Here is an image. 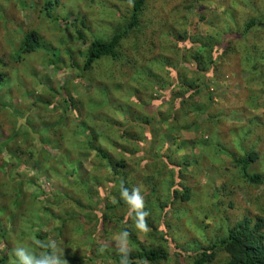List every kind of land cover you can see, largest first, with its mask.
Instances as JSON below:
<instances>
[{
    "label": "rangeland",
    "instance_id": "rangeland-1",
    "mask_svg": "<svg viewBox=\"0 0 264 264\" xmlns=\"http://www.w3.org/2000/svg\"><path fill=\"white\" fill-rule=\"evenodd\" d=\"M20 1L15 5V0H0V59L7 63L0 67V72L7 75L5 83L0 84V220L4 222L0 233L10 234L6 241L11 250L23 246L40 255L43 252L36 241H54L62 258L70 260L66 264H119L115 260L117 241L120 233L127 231L131 254L162 247L168 254L176 252L163 264H193L197 253L207 245L198 229L204 228L211 242L226 237L228 224L234 227L244 216L264 214L256 208L255 199L264 198L262 184L242 179L235 181L228 193L217 191L227 174L236 172L234 162L246 152L258 154L251 172H264V0H148L141 30L131 33L124 43L120 64L115 66L106 60L91 73L83 70L89 44L77 38L76 27L69 22L78 26L84 23L81 29L88 43L95 37L109 40L114 33L126 30L133 0H58L50 15L44 8L46 0ZM252 20L256 26L245 33ZM31 31L41 36V48L21 58L19 46ZM243 48L250 50V58ZM201 49L212 50V65L203 74L194 75L191 55ZM258 62V68L263 65L262 74L245 73L244 64L249 70ZM184 70L188 71L187 79L202 87L191 106L197 120L193 126H188L191 115L183 95L172 100L171 95L164 94L175 78L185 79L180 77ZM99 87L104 97L98 93ZM130 88L148 101L143 109L160 128L153 140V146L165 141L160 158L170 170L172 159H177L183 169L174 186L169 184L159 160L121 158V169L113 173L87 146L88 137L81 127L96 123L102 132L107 123H114L116 128V122L124 123L126 115L121 111L132 109L124 90ZM66 91L74 110L68 109ZM158 94L162 97L151 105ZM105 99L108 105L103 103ZM43 100L56 105V113L53 121H46L39 129L45 137L53 134L52 124L62 131L50 137L47 152L35 142L31 164L14 170L17 177L13 179L12 173L8 175L11 153L1 151V140L19 128L24 130L22 126L35 102L48 110L45 104L41 107ZM175 112L180 113L179 134L166 121ZM210 125L214 127L212 133L207 132ZM26 133L17 140L23 142ZM168 133L169 140H163ZM61 135L66 139L59 144ZM121 151H126L124 145L116 141L106 149L111 154ZM215 162L224 163L229 172H212ZM183 184L195 192L193 203L173 199V191L182 189ZM122 186L140 189L149 213L146 232L135 228L134 213L119 196ZM57 193L63 197L59 201L51 198ZM229 193L230 199L225 196ZM231 200L233 205L229 206ZM207 201L205 206L209 207L224 201V216L216 214L218 218L198 208L200 202ZM179 208L188 211L185 221L184 211L181 220L176 218ZM39 210L59 213V220L44 224ZM195 211L208 217L200 220L191 216ZM58 229H63L60 236L50 233ZM31 231L48 236L37 240L29 236ZM170 244L173 249L169 250ZM4 248L0 241V255ZM228 261L229 255L220 251L219 257L208 264ZM6 264L17 261L11 257Z\"/></svg>",
    "mask_w": 264,
    "mask_h": 264
},
{
    "label": "trees",
    "instance_id": "trees-1",
    "mask_svg": "<svg viewBox=\"0 0 264 264\" xmlns=\"http://www.w3.org/2000/svg\"><path fill=\"white\" fill-rule=\"evenodd\" d=\"M148 0H133L131 4V14L128 19V24L126 26V30L122 33H114L112 37L109 40H101L99 37H95V39H92L89 43L87 38L85 37V33L81 29L83 27L84 23L81 24V26H78L76 22H69L67 19L65 21L71 23L76 27V36L79 40H82L84 43L89 44V49L87 51V54L84 58V64H83V70L87 73H91L92 71L95 72L98 69V65L100 62L109 60L111 64L117 66L121 62V56L120 52L123 50L124 43L129 39L131 33H138L141 30V20L144 16V11L147 5ZM54 2H58V0H46L44 2V8L47 10V13L50 15L51 10L54 7ZM22 2L20 0H15V5H19ZM256 26V23L253 24V20L251 23L247 25V27L244 29V32L246 30H251L252 27ZM41 48V36L37 31H31L28 32L23 38L22 42L19 46L20 56L21 58H25L26 56L30 54H34ZM202 50V51H201ZM197 52H193L191 55V58L193 59V63L195 64V70H193L194 75L203 74V72L207 71L209 67L212 65V55L211 49L208 51L207 49L203 50L201 49ZM244 52L249 55L250 50L247 48L246 50L243 48ZM206 56V57H205ZM246 59L247 56L245 57ZM244 58V59H245ZM126 60V59H125ZM128 60V59H127ZM126 60V62H127ZM258 64L252 65V67L248 70L247 67L244 64V71L245 73H255V75L262 74L263 71V65L261 68H258ZM7 63L0 59V67H5ZM246 67V68H245ZM190 69V68H189ZM197 72V73H196ZM184 75H181L180 77H183L185 79L179 80L178 78H175L174 85L171 87V84H169V87L167 89H170L164 93L165 95L169 94L171 95V99L174 100L178 96H182V101L185 102V105L187 106V113L191 115L190 122L188 123V126H193L197 124V120L194 117V111H191L192 104L196 103L195 99L196 97L200 96L201 89L200 86L197 85L196 82H193L185 77V75L188 73V71L184 70L181 72ZM5 80H7V75L5 72H0V84H4ZM74 81V80H73ZM260 84L262 82L259 80ZM70 85V83H69ZM162 86H164V83H162ZM102 87V86H101ZM101 87L98 88V93H102V96L104 97L106 94L103 90H101ZM132 87V86H131ZM62 91H64V88H61ZM128 92V100L129 103L132 105V109L128 112H123L125 118L124 123H117L118 127L116 128L114 126V123H107L105 126L106 128L99 132L97 130V124L94 123V125H89L87 127L82 126V131L84 134L88 137V143L87 146L89 147V150L93 153L95 152V155L100 157V159H103L104 162L106 161V165L111 168L113 173H117L121 169V164L119 160L122 158L124 159H132L135 160V157L139 159L141 158L142 162H148L153 160H159L160 164L163 166L162 171L167 174L169 184L175 185L174 180L178 181L181 177V165L177 161V159H172V166L173 168L170 170L167 167V163L162 160V155L160 154V151L162 149L163 144L165 141L157 143L153 146V140L157 138V135L160 131V128L157 126V123H153V119H149L147 117L146 111L143 109V104H146L148 102L147 100H144L139 97L138 93L135 91H131V88L129 90L125 89L124 92ZM131 91V92H130ZM158 92H160V89L157 88ZM67 92V91H66ZM54 94V93H53ZM68 98L66 100L69 103V110H74L72 103L70 102V96L69 93ZM56 95V94H54ZM162 97L161 94H158L156 98H154L153 102H151V105L158 101ZM124 98V95L122 96ZM125 100V99H124ZM150 101V100H149ZM176 101V100H175ZM106 105H108V100L105 99ZM46 105V108L48 110H42L37 106V102H35V105L31 107V111L29 112V115L27 116V122L23 124L22 129H17L14 134L10 135L8 139H3L2 141V150H9L8 152L11 153V161H12V168L8 172V175L10 176L12 173V178L14 179L15 176L17 177V174L15 175L13 173L14 170H17L18 168L22 167L23 164H26L28 167L31 164V158H34L35 150L34 145L35 142H38L42 145V150L44 152L48 151V147L50 145V137H57L60 135V130L58 125L52 124V132L53 134L50 136L45 137L42 133V130L39 129L40 125L46 124V121H53L55 119L54 115L56 113V105H54L49 100H43L41 102V107ZM3 110H7L5 107H3ZM0 111H1V105H0ZM8 111V110H7ZM173 114V113H172ZM21 117V115L18 116V118ZM167 122H170V126L177 134L180 133L181 127L179 126V119H180V113L175 112L173 115H171L169 118H166ZM20 120V118L18 119ZM57 123V122H56ZM96 126V127H95ZM210 127L207 129V132L212 133L214 130V127ZM202 128H204V125L202 124ZM96 130V132H95ZM27 131V133L23 136V142L21 140H17L20 138V135L22 132ZM171 133H168L163 140H169V136ZM61 139L58 143L60 144L62 141H64V136H60ZM66 139V138H65ZM161 140V139H160ZM116 141L119 142V144L124 145V149L126 151H121V153L117 154H111L106 153V149L109 150V148L112 147V142ZM124 154V155H122ZM161 157V158H160ZM174 157V156H173ZM146 158V159H145ZM123 159V160H124ZM258 159V154L255 151H250L244 153V155H241L235 162L236 166V172L234 174H227L229 172L227 169H225L224 163L221 162H215V169H211L212 172H220L222 175L224 172L228 175L226 176V180L221 188H218L217 191L219 192H226L228 193V189L233 183L237 180H245L246 182H249L250 184H262L264 185V172L261 173H252V165L256 162ZM125 162V161H124ZM204 163V161H203ZM160 165V166H161ZM200 166V164H199ZM201 170V167H200ZM202 171V170H201ZM209 173V172H208ZM208 176H211L209 173ZM225 176V175H224ZM230 177V180L228 179ZM30 183H33L30 180ZM179 185V183L177 184ZM171 188V187H170ZM154 193V192H153ZM195 192L191 190V188H188L186 185H182V189L177 190L175 189L173 191V199H180L183 202L193 203L195 201V198L197 196H194ZM42 196H45L44 192H41ZM193 195V196H192ZM232 198V193L225 194L227 196ZM193 197V198H192ZM52 199L55 201L61 200L63 197L60 193H57L56 196L52 195ZM4 199V197H2ZM49 199V198H47ZM256 208L260 212H264V198L256 197ZM36 200V199H34ZM158 205L160 206V199L158 198ZM209 201L199 203V209H203L207 211L210 214H214L215 216L220 215V218H222L225 214V207L226 204L224 201H218V204L215 206H205L208 204ZM263 202V204H261ZM229 206L233 205V200H231L228 204ZM227 205V206H228ZM153 206L155 207V203H153ZM35 207V206H34ZM153 207V208H154ZM161 207H163V203H161ZM152 208V209H153ZM13 209V206H12ZM9 211V210H8ZM182 211L185 213L184 219L181 218ZM41 215V220L44 224H47L51 219L54 221L55 219H58L60 216L59 213H54L53 211H38ZM249 211H247L248 213ZM187 213V214H186ZM199 211H195V214H192L191 216L197 217L200 220L202 218H207L208 215L201 214ZM217 214V215H216ZM188 215V211L184 208H179L177 211V219H182L183 221L186 220ZM183 217V215H182ZM218 217V216H217ZM219 218V217H218ZM197 219V221H198ZM59 220V219H58ZM147 222V221H146ZM4 225V222L0 220V228ZM42 228V226H40ZM227 234L226 237L220 236L209 242V239L206 235V231L203 229H198L200 239L202 241H205L207 244L206 247L202 248L197 253V258L193 264H208L211 263L213 259H217L219 257L220 251H225L229 255V261L227 264H264V214L261 213L260 215L257 214L256 216H244V220L242 222H239L236 226L230 227L229 224L226 227ZM162 232V231H161ZM11 233V232H10ZM50 233H55L57 236H60L61 233H63V229L58 230H52ZM10 234H5L3 231L0 233V241L4 243V250L2 254L0 255V264H6L7 261L12 257L14 260L15 258L11 254V246L9 243H7V238ZM20 235L24 236V233L22 232ZM34 236L37 240L45 239L48 235H41V233H35L30 232L29 236ZM22 239H24L22 237ZM59 238H57L56 241H58ZM39 247V246H38ZM169 250L170 247L173 249L172 244L170 246L168 245ZM43 253L49 252L50 250L47 248H41L39 247ZM170 254L175 255L176 252L173 253H167L162 247H158L156 249H150L138 252L136 254H130L129 258V264H138L139 262L143 264H163L166 260L169 259ZM119 255L116 256L115 260L119 262ZM66 263L70 262V260L64 259ZM139 261V262H137Z\"/></svg>",
    "mask_w": 264,
    "mask_h": 264
},
{
    "label": "clouds",
    "instance_id": "clouds-1",
    "mask_svg": "<svg viewBox=\"0 0 264 264\" xmlns=\"http://www.w3.org/2000/svg\"><path fill=\"white\" fill-rule=\"evenodd\" d=\"M119 196L131 212L134 213L135 228L139 232H146L148 225L145 218L149 213L145 210V201L140 189L135 186L131 189L122 186ZM127 238L128 232L122 231L117 241V254L120 257L119 264H129L132 250L127 246ZM36 243L39 247L47 248L50 251L37 255L23 246H16L12 249V255L17 261V264H66L54 241H36Z\"/></svg>",
    "mask_w": 264,
    "mask_h": 264
}]
</instances>
